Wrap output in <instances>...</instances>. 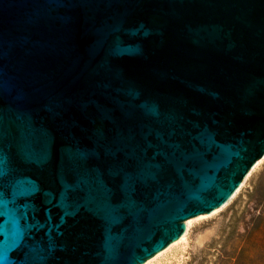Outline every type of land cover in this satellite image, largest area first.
Here are the masks:
<instances>
[{
	"label": "water",
	"instance_id": "obj_1",
	"mask_svg": "<svg viewBox=\"0 0 264 264\" xmlns=\"http://www.w3.org/2000/svg\"><path fill=\"white\" fill-rule=\"evenodd\" d=\"M263 158L264 0H0V264H143Z\"/></svg>",
	"mask_w": 264,
	"mask_h": 264
},
{
	"label": "rangeland",
	"instance_id": "obj_2",
	"mask_svg": "<svg viewBox=\"0 0 264 264\" xmlns=\"http://www.w3.org/2000/svg\"><path fill=\"white\" fill-rule=\"evenodd\" d=\"M143 264H264V158L214 214ZM188 221V220H187Z\"/></svg>",
	"mask_w": 264,
	"mask_h": 264
},
{
	"label": "bare ground",
	"instance_id": "obj_3",
	"mask_svg": "<svg viewBox=\"0 0 264 264\" xmlns=\"http://www.w3.org/2000/svg\"><path fill=\"white\" fill-rule=\"evenodd\" d=\"M260 161H261V160L257 161V162L254 164V166L252 167L251 170H253V169H254V168L260 163ZM251 170H250V171H251ZM249 173H250V172H249ZM217 210H218V209L212 211V212L209 213V214H205V215H206V216H210V215L214 214ZM206 216H205V217H206ZM200 217H201V216H199V217H197V218H200ZM193 219H194V218H193ZM195 219H196V218H195ZM191 221H192V220H188V221L185 222V230H184L183 235H182L177 241L171 243V244L167 247V249H168L169 247L173 246L174 244L180 242V241L184 238V236H185V234H186V232H187V230H188V228H189V225H190Z\"/></svg>",
	"mask_w": 264,
	"mask_h": 264
},
{
	"label": "snow or ice",
	"instance_id": "obj_4",
	"mask_svg": "<svg viewBox=\"0 0 264 264\" xmlns=\"http://www.w3.org/2000/svg\"><path fill=\"white\" fill-rule=\"evenodd\" d=\"M6 208H7V205L5 206ZM8 212V211H7ZM13 215L10 213V212H8V215L7 216H3V215H0V218H3V221L4 220H7V219H9L10 217H12ZM16 226H17V228H18V222L16 221Z\"/></svg>",
	"mask_w": 264,
	"mask_h": 264
}]
</instances>
